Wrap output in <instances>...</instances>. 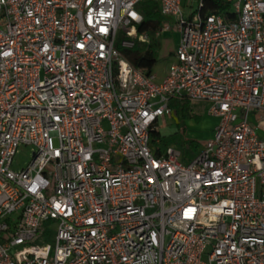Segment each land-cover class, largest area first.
I'll return each mask as SVG.
<instances>
[{"label": "built area", "instance_id": "1", "mask_svg": "<svg viewBox=\"0 0 264 264\" xmlns=\"http://www.w3.org/2000/svg\"><path fill=\"white\" fill-rule=\"evenodd\" d=\"M145 1L0 0V264H264V0ZM171 28L160 80L122 52ZM172 101L218 119L188 162Z\"/></svg>", "mask_w": 264, "mask_h": 264}, {"label": "rangeland", "instance_id": "2", "mask_svg": "<svg viewBox=\"0 0 264 264\" xmlns=\"http://www.w3.org/2000/svg\"><path fill=\"white\" fill-rule=\"evenodd\" d=\"M144 5L149 10H152L156 2L146 0ZM182 10L185 15L189 12V6L185 3V0L182 1ZM178 38L179 32L171 28L162 32L159 37L150 34V41L144 43L145 47H149L155 52L156 63L154 70L156 72H161L168 66V62L174 52V43ZM208 106L206 102L188 101V112L182 113L177 109L178 113L175 112L171 116H166L164 120H158L156 130L159 131L162 137L158 143L152 141L154 146L161 147L162 150L166 146H173L181 152L183 161H190L194 154L202 149L205 141L210 136L209 132L218 122L216 117L207 113ZM250 114L253 115L252 112ZM252 126L264 138V120H261L258 125L255 121H252ZM153 138L158 137L152 135L151 139ZM32 152L33 149L30 145H19L13 156L12 169L19 170L25 167L31 159ZM52 236V234L46 235L45 240L51 241Z\"/></svg>", "mask_w": 264, "mask_h": 264}, {"label": "trees", "instance_id": "3", "mask_svg": "<svg viewBox=\"0 0 264 264\" xmlns=\"http://www.w3.org/2000/svg\"><path fill=\"white\" fill-rule=\"evenodd\" d=\"M218 1L220 0H209L207 6L211 8L212 6L216 5ZM162 21L163 17L158 7L154 5L152 10H144L143 21L138 26V31L154 32L162 24ZM122 52L134 66L143 69L147 73L153 71L156 63L155 52L149 47H145L143 42L136 41L131 48L122 49ZM187 103L188 101H173L170 103V105L176 109V113L179 112L177 109H179L182 113H186L189 111ZM152 135L157 136L159 140L162 137L157 130H153L151 132V136Z\"/></svg>", "mask_w": 264, "mask_h": 264}, {"label": "crops", "instance_id": "4", "mask_svg": "<svg viewBox=\"0 0 264 264\" xmlns=\"http://www.w3.org/2000/svg\"><path fill=\"white\" fill-rule=\"evenodd\" d=\"M164 19V18H163ZM163 32H165V31H163ZM162 33V32H161ZM160 33V34H161ZM178 41V40H177ZM177 41H175V43H174V47H175V45H176V43H177ZM173 58H171L170 60H169V62H168V64L171 62V60H172ZM168 67V66H167ZM167 67H165L161 72H156L154 69H153V72H155L156 73V76H157V79L158 80H160L163 76H164V74L166 73V70H167ZM175 110H174V108L172 107V113L170 114V115H166V116H171L173 113L175 114ZM166 116H164L163 118H161V120H164L165 119V117ZM160 120V119H159ZM250 121H251V123H252V121H255V123L258 125V123L260 122V121H258L257 119H256V114H254L253 113V115H251V117H250ZM214 127V126H213ZM212 130H213V128L211 129V131L209 132V134L211 135V132H212ZM257 133H258V131H257ZM258 136L261 138V139H264V138H262L261 137V135L258 133ZM153 139H155V138H153ZM152 139V140H153Z\"/></svg>", "mask_w": 264, "mask_h": 264}]
</instances>
